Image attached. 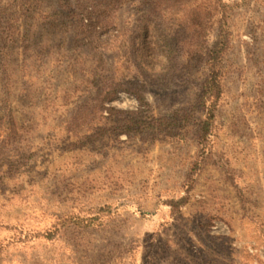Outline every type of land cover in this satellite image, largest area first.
Listing matches in <instances>:
<instances>
[{"label": "rangeland", "instance_id": "374dc122", "mask_svg": "<svg viewBox=\"0 0 264 264\" xmlns=\"http://www.w3.org/2000/svg\"><path fill=\"white\" fill-rule=\"evenodd\" d=\"M0 264H264V0H0Z\"/></svg>", "mask_w": 264, "mask_h": 264}, {"label": "trees", "instance_id": "16d2710c", "mask_svg": "<svg viewBox=\"0 0 264 264\" xmlns=\"http://www.w3.org/2000/svg\"><path fill=\"white\" fill-rule=\"evenodd\" d=\"M225 26V25H224ZM229 31L226 30V38L215 43L208 51L207 70L208 76L202 86L201 104L204 110V117L199 122L197 140L201 147H206L208 142L211 125L215 118L217 102L221 96L222 87L220 84L222 76V56L228 48Z\"/></svg>", "mask_w": 264, "mask_h": 264}]
</instances>
